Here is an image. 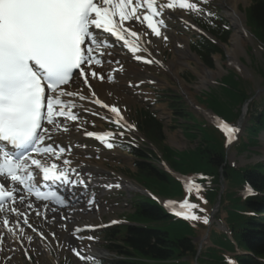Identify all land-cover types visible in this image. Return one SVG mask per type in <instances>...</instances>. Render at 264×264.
<instances>
[{
    "label": "rangeland",
    "instance_id": "374dc122",
    "mask_svg": "<svg viewBox=\"0 0 264 264\" xmlns=\"http://www.w3.org/2000/svg\"><path fill=\"white\" fill-rule=\"evenodd\" d=\"M188 2H195L199 7L211 8L231 23L225 13L226 8L222 5V0H207V3H202L201 0H188ZM249 5V0H241L239 3V11L242 17H244V25L248 35L243 37L245 52L239 55V60L237 61L239 64L245 65V71H242V74L252 81V86L244 85V87L246 86L248 96L259 100L264 96V77L259 70L260 67L264 68V48L254 37L250 36L249 31L251 29L248 26L246 17V10ZM176 11L186 12L187 17L192 22L194 21L191 13L188 12L189 10H182L177 7L173 11L164 9L165 23L176 37L187 40L188 50L192 54H195L190 50V41L193 39L194 33L184 27L178 18H172V15H176ZM231 25L235 32L234 25L232 23ZM144 38L142 47L146 48L147 52H138L139 56L152 60L154 61L153 63H145L142 60L137 61L131 51L122 48L121 44L116 42L117 46H113L112 50L122 53L121 60H115L114 62L107 61L103 64V67L95 69L105 79H90L91 90L79 80L73 83V87L86 98L93 97L92 92H95V96L101 101L119 108L124 117V121L121 122L123 127L111 122L114 119V115L108 109L98 106L80 105L78 102H73L76 105V112H74L75 110L73 112L78 117L76 121L60 118V123L68 129L67 131L60 130V134L79 137L75 145H78V147L82 146L83 150H89L87 154H90L85 157L81 155L68 157L69 151L66 148L63 157L68 158L71 162L69 166L72 164L87 166L89 173H93L96 178L104 182L100 183L103 186V190L99 191L95 196L84 197V203H91V205L78 210V213L73 215L79 221L76 222V220L71 219V222H75L72 223V226L76 225L71 230L66 225V222L58 220L56 222L57 228L51 227L46 232L37 231V234L30 232L29 235H25V241L21 242L18 229L9 225L10 222H8L5 229L8 231L13 244L8 245L5 249L8 257H6L0 246V264H64L65 262L85 264L92 259V254L94 253H101L100 257L102 259L109 258V253L103 248V233L98 234L97 232L103 228L116 225L118 223L116 221L120 220L122 214L131 213L130 202L134 194L139 193L144 195L143 189L136 184L134 178L128 173V171L135 172L133 158L121 152L115 145L116 142L142 144L143 139L136 132L134 123L136 113L140 110L149 109L156 113L157 117L163 121L164 145L168 148L183 153L197 148L199 140L193 138L197 132L189 128L196 124L195 121H203L205 118L194 107L206 110L207 95L215 91L222 92L219 87L223 79L233 68L229 64V56L227 54V48L232 47L231 40L223 49V57L219 55L213 56L212 67H207V69L217 71L216 62L219 61L222 65V72L213 80H208L202 87L201 80L195 72V69H199L197 63L185 58V62L189 65H184L182 62L184 60L181 58L179 49L172 38L167 40L161 39L158 42L157 37L151 34L150 30L145 32ZM171 62H176L175 67L178 66L177 70H175L176 68H172V71L168 70V65ZM200 62L204 66L201 60ZM184 88L189 89V94L184 92ZM174 97L180 98L184 112L190 114L188 117L182 119L174 117V115L172 116L168 105ZM190 101H193V103H190ZM249 105L247 109L248 113ZM243 110L244 108L242 107L241 113ZM105 117H108V119H105ZM247 122L248 118L246 117L242 123L244 132ZM112 124H116L120 128V131L112 130L110 128ZM128 125H133L134 128L128 129ZM85 130L99 133H114L110 137L111 141H108L113 144V147L108 148L106 146L108 142L96 144L92 140L85 138L81 135ZM120 133L123 134L121 135ZM233 148L226 150V160L229 166L233 165L232 167L243 168L258 161H264V145L262 144L250 147L246 152H238ZM84 180L89 181L90 179ZM219 183L221 186H225L221 172ZM133 185L138 188H134ZM88 186H86L87 190ZM119 186L123 192L116 194L121 191L116 189ZM109 192L115 194L109 195L107 198H101ZM221 198L222 195L220 198H217L215 204L208 206L211 212L214 208L215 218L223 214L220 212ZM90 207L94 208V210L88 211ZM182 211L184 210L182 209ZM86 216H89L90 219L84 221L86 228H81L79 225L83 221L80 219L86 218ZM215 224L217 223L215 222ZM210 231L211 229H204L202 227L196 230L194 242L198 248V253L195 257H189V264H197V260L202 256L201 252L203 250L202 248L199 253V246L206 236H209ZM41 233L44 238L41 237ZM33 235L37 239L30 244L32 241L31 236ZM89 237H93V239H89ZM76 252H79L81 256L87 259L82 260L80 256L76 255Z\"/></svg>",
    "mask_w": 264,
    "mask_h": 264
},
{
    "label": "snow or ice",
    "instance_id": "6c2138e0",
    "mask_svg": "<svg viewBox=\"0 0 264 264\" xmlns=\"http://www.w3.org/2000/svg\"><path fill=\"white\" fill-rule=\"evenodd\" d=\"M201 2L207 3V0ZM177 7L201 11L197 3L188 0H160L159 3L157 0H135V3L134 0H0V210L6 200H15L13 190L8 189L9 182L34 192L37 199L44 198L39 191L40 176L45 182L77 183L70 179L67 171L57 172L58 165L47 162V155H55L56 149L48 146L46 140L51 139L55 130H68L58 118L78 119L72 111L75 105L64 98L87 99L79 91L64 86L79 80L91 90L89 79H105L93 68V65L103 67V57L111 54L107 49L114 46L105 33L123 41L134 58L153 63L136 55L147 49L141 46L140 32L125 24L129 21L146 24L151 34L167 40V35L161 31L167 28L164 9ZM128 36L134 38V43ZM92 96L95 97V92ZM92 102L109 109L114 115L111 122L123 127L124 117L119 108L103 104L99 98ZM209 116L225 131L231 143L237 129ZM133 128L128 125V129ZM87 135L105 142L114 133ZM106 146L112 148L113 144L108 142ZM63 163L71 162L63 160ZM185 184L188 193L199 194L203 189V185L192 180ZM59 203L64 206L63 199ZM179 207L184 211H176L175 215L186 220L202 219L205 225L209 224L206 216L202 218L192 211L197 208L196 204L186 199ZM11 210L27 223L25 214L15 208ZM4 223L7 225L8 221ZM41 237L44 238L42 233ZM76 255L87 259L79 252ZM228 264L234 262L229 258Z\"/></svg>",
    "mask_w": 264,
    "mask_h": 264
},
{
    "label": "trees",
    "instance_id": "16d2710c",
    "mask_svg": "<svg viewBox=\"0 0 264 264\" xmlns=\"http://www.w3.org/2000/svg\"><path fill=\"white\" fill-rule=\"evenodd\" d=\"M251 2L246 10L247 23L254 38L264 47V0ZM202 19L204 21H200L211 35L221 43H228L231 28L225 19L215 14ZM193 50L209 68L214 55H224L220 47L204 38L194 44ZM259 70L264 77V68ZM244 85L252 86V81L242 74L241 69L233 68L219 87L222 92L207 95V108L235 129L241 108L251 99ZM169 107L174 117L184 119L190 115L184 112L179 97L172 98ZM247 118L245 132L233 146L238 152L259 145L258 138L264 132V96L251 101ZM136 121L138 130L151 146L122 148L134 158L136 181L157 197L177 200L188 197L197 205L193 209L196 214L207 217L206 209L217 202L220 172L223 176L226 186L220 206L223 214L216 219L225 224L229 234L213 226L197 264H228L229 258L234 264H264V163L243 168L229 166L226 160L227 135L213 123L195 121L196 124L189 129L197 132L193 138L198 139L199 144L196 149L183 153L164 145V126L155 113L142 110ZM161 162L203 185V189L199 194L195 191L188 193L177 179L158 166ZM249 190L253 193L250 194ZM125 221L127 224L106 233V248L119 257L107 264H189V257L198 253L195 232L200 227L206 229L202 219L193 221L172 216L148 197H138Z\"/></svg>",
    "mask_w": 264,
    "mask_h": 264
},
{
    "label": "bare ground",
    "instance_id": "6f19581e",
    "mask_svg": "<svg viewBox=\"0 0 264 264\" xmlns=\"http://www.w3.org/2000/svg\"><path fill=\"white\" fill-rule=\"evenodd\" d=\"M240 1L241 0H222V5L226 8L225 13H226L227 17L229 18V20L231 21V23L234 25V29H235V32H234V34L232 36V39H231V46L232 47H230V48L228 47L227 48V54L229 56V61L234 62L235 64L238 63L237 60H239V55L243 54L245 52L243 37L247 34V30H246V27L244 25V17H242V14L239 11V3H240ZM157 2L159 3L160 0H157ZM134 3H135V0H134ZM176 16L182 21V23L184 25L189 26L191 20H189L188 17L184 13H182L180 11H177L176 12ZM129 25L131 26V28L133 30L139 31L140 34L143 37L144 31L146 29V24H137L135 21H129V22H126L125 27H127ZM161 31H162L163 34L167 35L168 39H170V38L173 39V41L175 42L176 46L179 49V53L181 54V58H183V60H184V61H182L184 63V65H186V66L189 65V64H187L185 62V58L193 60V61H195L197 63V65H198L200 70L199 69H195V72L197 73L198 78L201 80L202 87H203V85L206 84V82L208 80H213L215 77L220 75V73L222 72V65H221V63L219 61L216 62V67L218 69L217 71L207 69L206 67H204L201 64L199 59H197V57L188 50V48H187L188 47V43H187L186 39L176 37L172 32L169 31L168 28H166V29L162 28ZM127 38L129 39L130 42H131L130 39H134V38H132L130 36H128ZM162 38L163 37H159V42H160V40ZM111 40L114 41L115 37H112ZM107 51L109 53H117V52H113V50H111L110 48L107 49ZM117 54L116 55H112V54L106 55V56L103 57V59H104L105 62L106 61H111L113 59H119L120 58L119 57V53H117ZM109 59H111V60H109ZM175 66H176V62L169 63L168 70L172 71V68H176L175 70H177L178 66L177 67H175ZM93 67H95V65H93ZM70 85L64 86V87L65 88L68 87V89H70ZM70 90L74 91V89H70ZM184 92L189 94V89L188 88H184ZM69 98L71 99V97H65L64 99L68 100ZM190 103H193V101H190ZM107 105L112 106L111 104H107ZM53 136H54V133L51 136V139L46 140L45 143L47 145H49L50 143L53 144L55 142V141L53 142V139H52ZM62 136L63 135H61V134L56 136V138H55L56 142H58V138L62 137ZM76 138H78V137L68 136L66 139H63V138H60V139L63 140L64 143H69L70 146H72V144H73L72 142H75V140H77ZM81 153H79V155H82ZM83 153H85V152H83ZM85 154H87V153H85ZM37 158L44 159L43 157H37ZM55 159H56L55 155H47V162L48 163H50V164L54 163ZM133 186L135 188H138L135 185H133ZM8 189L13 190V193H15L17 191H19L21 193L19 195V197H18V202H19L20 206H25L26 205L28 208H32V207H29V204H26L23 201H21L20 197H25L26 195L35 196L34 192L30 193V192L27 191V189L21 188V187L17 186L14 183H11V182H9V184H8ZM39 191H40V186H39ZM62 193H63L64 196L66 195V191H62ZM11 209H12V207L10 206V208L8 209L10 212L8 214L9 215H14L21 222H24L23 217L22 216H18L17 213H14L13 211H11ZM58 212H59V209H53L50 213L48 211L45 212L43 209H41V211H39V214L38 215H34V216H31L28 213V211H21L19 213L25 214L26 217H27V221H30L32 219L33 223L36 224V225L47 226V223H45L46 219L48 221V224L53 225V222L51 221V217L56 215ZM46 215H49V216H46ZM81 227H84V224H81ZM70 229H72V228H70ZM1 233L2 232H0V234ZM3 243H4V241H3Z\"/></svg>",
    "mask_w": 264,
    "mask_h": 264
},
{
    "label": "water",
    "instance_id": "95a60500",
    "mask_svg": "<svg viewBox=\"0 0 264 264\" xmlns=\"http://www.w3.org/2000/svg\"><path fill=\"white\" fill-rule=\"evenodd\" d=\"M210 114H211V113H210ZM241 118H242V116H241ZM240 120H241V119H240ZM173 175H174V177H178V175L175 174V173H174ZM223 189H224V187L222 186V187H221V191H220V195H219L218 198H220V196H221V194H222V192H223ZM213 211L215 212L214 209H213ZM212 222H213V220L210 219V221H209V225H210ZM221 229L225 231V227H224V226L221 227ZM204 240L207 241V240H208V236H206V238H205ZM202 244H203V243H202ZM202 244L199 246V253H200V250H201V248H202Z\"/></svg>",
    "mask_w": 264,
    "mask_h": 264
}]
</instances>
